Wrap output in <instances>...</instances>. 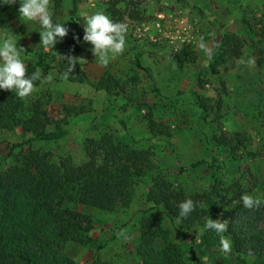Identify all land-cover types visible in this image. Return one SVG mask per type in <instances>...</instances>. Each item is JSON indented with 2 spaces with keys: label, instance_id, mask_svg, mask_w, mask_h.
I'll return each mask as SVG.
<instances>
[{
  "label": "rangeland",
  "instance_id": "obj_1",
  "mask_svg": "<svg viewBox=\"0 0 264 264\" xmlns=\"http://www.w3.org/2000/svg\"><path fill=\"white\" fill-rule=\"evenodd\" d=\"M70 1L62 0L61 10L56 12L55 0H50V11L58 23H65L68 33L83 37L84 28L73 22ZM19 7V0L12 6L0 5V38L14 35L18 47L25 50V65L40 63L42 77L50 78V82L39 81L35 90L51 96L43 110L45 122L49 130L57 125L67 129L64 138L38 141L33 147L55 160L70 157L80 164L86 160L88 139L109 132L151 155L149 167L135 168L128 186V206L115 211L80 208L93 219L89 241L85 245L63 242L64 253L75 264L95 260L143 264L137 253L142 222L153 218L163 228L158 246L166 241L177 244L185 259L192 260L196 249L179 233L180 221L148 200L149 187L152 179L165 177L188 193H207L214 185V176L226 188L237 177L244 176L246 185L253 176L264 179V64L257 62L259 50L264 49V0H127L115 7L110 0H81L77 11L83 27L86 15L98 11L127 26L125 50L107 67L98 62L91 45L87 53L77 57L88 76L85 83L59 76L53 62L55 46L44 48L40 44L39 25L23 21ZM230 32L245 41L243 56L235 66H222L217 74H206L205 88L200 90L194 85L195 70L208 67L212 50ZM107 71L121 83L117 92L109 95L94 86ZM195 91L208 98L207 112L200 107ZM106 95L109 113H104ZM150 119L160 132L149 128ZM119 121L125 123L127 134ZM220 135L233 139L234 153L217 141ZM1 139L18 142L23 135L4 131ZM7 154L4 143L1 155ZM199 161L204 162L194 166ZM254 196L264 198L261 190ZM203 232L202 227L190 231L194 236ZM248 259L258 264V259Z\"/></svg>",
  "mask_w": 264,
  "mask_h": 264
},
{
  "label": "trees",
  "instance_id": "obj_2",
  "mask_svg": "<svg viewBox=\"0 0 264 264\" xmlns=\"http://www.w3.org/2000/svg\"><path fill=\"white\" fill-rule=\"evenodd\" d=\"M80 1L71 0L70 9L73 22L84 28L77 11ZM110 1L115 7L127 0ZM61 7L62 0H55L54 11L61 10ZM53 18L58 22L56 17ZM89 48L90 44L84 42L79 33H68L56 43L53 62L57 63L59 76L63 78L68 68L64 57L82 56ZM244 48L245 41L238 34H224L218 47L212 50L208 67L195 70L194 85L204 89L205 75L217 74L222 66H235L243 56ZM259 52L257 62L262 66L264 49ZM39 64L31 62L26 65V75L39 71ZM87 78L86 70L77 63L67 80L85 83ZM94 84L109 95L116 93L121 83L107 71ZM194 94L200 107L207 112L208 98L198 91ZM107 95L104 113H109ZM50 98L47 93L40 95L34 91L30 97L21 99L14 92L0 90V264H75L64 253L63 242L87 244L94 226L93 219L80 208L91 206L115 211L128 206V186L135 176V168L138 165L150 166L149 151L136 148L109 132L99 138L88 139L86 160L80 164L74 163L70 157L55 160L46 152L35 149V142L57 141L67 135V129L62 125L48 129L43 110ZM81 112H85V108ZM119 123L127 134L125 123ZM149 128L161 131L153 119H150ZM4 131L21 132L23 139L18 142L2 140ZM216 139L220 144L231 147L232 153L236 151L230 137L220 135ZM236 140L242 143L240 138ZM4 143L8 147L6 157L1 155ZM243 177H237L226 188L214 176V185L207 193H188L165 177L152 179L148 200L163 208L172 219L180 221L178 231L195 247L196 255L187 261L179 245L166 241L159 247L158 240L163 233L161 223L145 218L137 247L143 264H252L248 258L258 259V264H264V203L258 209L249 210L241 201L242 195L254 196L257 190L264 194V179L253 176L250 185H246ZM186 199H192L197 206L188 218L181 220L178 219V205ZM209 218L227 222L228 230L223 235L231 238L230 253L220 250L219 235L205 230L204 225ZM197 227L204 228V232L194 236L190 231ZM92 264L112 263L95 260Z\"/></svg>",
  "mask_w": 264,
  "mask_h": 264
},
{
  "label": "clouds",
  "instance_id": "obj_3",
  "mask_svg": "<svg viewBox=\"0 0 264 264\" xmlns=\"http://www.w3.org/2000/svg\"><path fill=\"white\" fill-rule=\"evenodd\" d=\"M17 0H0V5L12 6ZM18 9L20 18L26 22H32L39 25L40 44L44 48H54L56 43L60 42L68 35L69 29L65 23L54 21L53 13L50 11V0H19ZM86 26L84 27L83 41L89 43L93 55L98 62L107 67L116 55L122 54L125 50V34L127 26L124 23L114 22L112 18L98 11L86 15ZM79 39V37H76ZM18 40L14 35H6L0 38V90L14 92L19 98L30 97L36 90V82H50V78L42 77V73L37 71L31 75H26L27 69L22 53L25 50L18 47ZM202 49L210 56V51L200 45ZM67 59L68 68L63 74L66 80L70 73L74 72L78 63V58L69 56ZM254 61H249L252 63ZM243 207L246 209L259 208L264 200L251 194L241 196ZM196 204L192 199L182 201L179 207L178 219L188 218L196 209ZM205 230L214 231L220 236V250L228 254L232 251L231 240L223 234L228 230L226 221L213 220L209 218L204 225Z\"/></svg>",
  "mask_w": 264,
  "mask_h": 264
}]
</instances>
